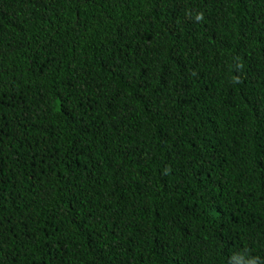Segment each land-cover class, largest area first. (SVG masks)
<instances>
[{"label":"trees","instance_id":"16d2710c","mask_svg":"<svg viewBox=\"0 0 264 264\" xmlns=\"http://www.w3.org/2000/svg\"><path fill=\"white\" fill-rule=\"evenodd\" d=\"M0 264H264V0H0Z\"/></svg>","mask_w":264,"mask_h":264}]
</instances>
